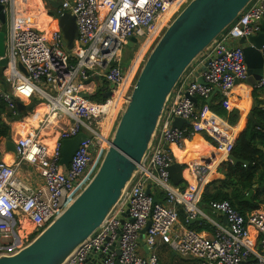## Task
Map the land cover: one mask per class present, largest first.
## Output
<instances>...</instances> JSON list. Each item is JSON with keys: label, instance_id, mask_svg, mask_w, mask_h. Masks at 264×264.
<instances>
[{"label": "built area", "instance_id": "1", "mask_svg": "<svg viewBox=\"0 0 264 264\" xmlns=\"http://www.w3.org/2000/svg\"><path fill=\"white\" fill-rule=\"evenodd\" d=\"M58 1L61 3L56 11L58 17L70 13L75 19L77 37L70 52L63 47L59 30L47 37L24 26L14 16L15 0H0L9 15L4 40L5 64L0 67V99L12 117L20 113L17 103L26 108L39 101L34 103L46 107L38 129L14 137L16 159L11 163L0 159V256L13 255L21 249L12 241L18 236L16 231L22 220H27L37 231L44 230L91 179L109 146L110 133L103 136L104 122L114 102L113 92L128 70L126 57L132 56L155 32L160 19H165L153 44L169 26V18L189 0H182L177 6L178 0ZM263 17L264 0H251L186 69L166 101L153 140L122 198L104 222L61 264H161L156 254L159 244L170 246L180 257L195 264H264L261 213L243 216L228 201H212L209 207L225 217L226 228L218 226L207 237L177 226L178 206L184 207L186 223L196 219L198 210L185 193L177 192L172 186L169 169L173 158L167 148L168 145L181 147L196 133L205 132L218 150L227 156L231 154L236 140L233 128L222 121L202 124L201 112L191 98L207 100L214 91L223 99L232 97L235 84L247 78L242 46L235 43L259 34ZM131 38H136L138 43L128 48ZM123 48L130 49V54L123 53ZM259 52L264 60V44ZM137 70L126 89V101ZM253 88H264V69ZM96 90L103 95L110 91L111 95L103 100L90 99ZM175 119L186 124L173 128ZM41 131L56 134L51 148L40 141ZM79 133L88 138L78 146L66 167L60 163L61 143ZM195 174L203 177L205 167H198ZM151 187L162 191L164 203L156 202L151 193H146ZM147 225L144 233L147 254L142 255L140 235Z\"/></svg>", "mask_w": 264, "mask_h": 264}, {"label": "water", "instance_id": "2", "mask_svg": "<svg viewBox=\"0 0 264 264\" xmlns=\"http://www.w3.org/2000/svg\"><path fill=\"white\" fill-rule=\"evenodd\" d=\"M40 1L49 5L55 12L61 5L58 0ZM250 2L251 0L188 1L148 53L115 125L109 146L91 179L63 213L29 245L13 255L0 256V264H61L104 222L138 171L153 140L166 101L180 77ZM56 22L62 33L63 47L70 52L77 37L74 16L63 13L56 18ZM6 26L5 7L0 4L1 68L5 64L3 56ZM137 43L136 38H131L127 47L132 48ZM238 43L242 46L247 68V78L242 84L252 90L264 69V60L259 52V48L264 44V17L261 32L247 40L241 38ZM198 82L202 83V80L198 79ZM110 95L111 92L108 91L103 96L106 98ZM210 99L209 97L205 100L206 103H209ZM191 100L197 102L195 98ZM17 109L23 112L25 106L17 103ZM183 124L186 122L175 119L172 127L181 128ZM87 138L84 133H79L72 139L63 140L60 163L67 167L78 146ZM3 146L5 151L0 148V159L8 157L9 163L13 162L17 157L14 138L5 141ZM227 159L233 165H248V162L233 155H229ZM181 174L180 161L174 158L169 169L173 185L177 186L182 182ZM253 191L249 190L243 201L249 202ZM146 193L150 194L149 189ZM195 221L196 219L190 220L191 223ZM147 228L148 225L142 229L140 242H144Z\"/></svg>", "mask_w": 264, "mask_h": 264}, {"label": "crops", "instance_id": "3", "mask_svg": "<svg viewBox=\"0 0 264 264\" xmlns=\"http://www.w3.org/2000/svg\"><path fill=\"white\" fill-rule=\"evenodd\" d=\"M40 2L41 8H38L34 7L31 4L30 0H15L14 16L24 26L31 27L42 33L43 35H50L55 30L60 31L57 26L56 18H53L55 10H53L49 5H44L42 1ZM235 44L239 45L238 42ZM95 85L99 86V83H96ZM232 93L233 95L230 99H223L218 91H214L210 96L211 99L209 103L214 100L217 101V103H219L220 101H225L227 103H233L236 105L239 101L241 103V110L243 111L240 116L241 119L239 118V122L240 124H242V126L245 122L246 117L252 116V110L257 107L264 109V88H253L252 90H250L249 88L244 87L242 82H240L234 86ZM197 109L201 112L202 120L206 125H214L217 122H221L209 113L207 106L203 108L201 107V110H199L197 104ZM45 113V106H42L41 103L35 104L33 102L30 106L25 108L19 120L15 122H7L6 118L3 117V121L6 122L7 125H9L11 131L15 134V137L19 135V133L27 135L33 133L34 130L40 127L41 123L43 122V116ZM114 121H116V119ZM12 126H15V130L12 129ZM233 130H236L235 133L237 137L238 130L235 128H233ZM110 131L111 125L108 128V133H110ZM53 134L54 133L52 131H41L40 138L42 139V136L45 135L44 137L46 138L44 140L47 142H51L56 137V134ZM212 143L214 144V142L208 137L207 133L201 132L186 140L181 147H176L174 145H168L167 147L170 151V154L172 155L173 162L174 158L179 160L182 167V182L177 186L173 185L172 182L171 184L174 188H176L177 192L185 193L192 200L194 209L198 210L196 221L193 223H191L190 221L186 223V212L184 210V207L178 206L177 226L193 229L207 237L213 235L218 226L226 228L227 222L226 219H224V216L211 209L208 202L203 199L205 191H208L210 195H213L217 191H219L220 188H222L220 189V191H222V193L228 194L232 189V187L230 188V186H224L222 182L226 171L224 163L230 162L227 159L228 156L218 149L215 150L212 147ZM3 145L4 144L0 145V148L2 149V151H5ZM202 166L205 167L206 174L203 177H198L195 174V170L198 167ZM26 177H28V175ZM32 180H35V177ZM38 185L40 186V184ZM257 187V185H254L252 187V189L254 190L253 195L256 193ZM160 191L161 190L156 187L150 188V193L153 196L154 200L158 203H164L165 195H156L157 193H160ZM253 212L261 213L264 215V206L261 205L259 209ZM22 223L23 221H21V225ZM251 233L254 232L251 231ZM139 253L142 255L147 254L143 241L140 242ZM156 254L161 264H195L192 260L180 257L168 245L159 244L156 249Z\"/></svg>", "mask_w": 264, "mask_h": 264}, {"label": "trees", "instance_id": "4", "mask_svg": "<svg viewBox=\"0 0 264 264\" xmlns=\"http://www.w3.org/2000/svg\"><path fill=\"white\" fill-rule=\"evenodd\" d=\"M57 17L58 15L55 12L53 18ZM89 97L90 99L96 100H103L104 98L101 91H97L96 94H92ZM205 106H207L211 115L224 122L229 127L238 130L231 155L237 159L248 162V165L244 167L241 164L232 165L231 162L224 163L226 171L222 182L224 186L232 187L230 193H222V191H220L222 188L213 195L205 191L203 199H205L208 204L212 201H228L241 215L245 216L259 209L261 205L264 206V187H262L264 183V109L257 107L252 110V116H247L246 119L244 118L245 122L242 126L239 122V118L243 111L241 110V103L239 101L235 105L225 101L217 103V101L214 100L207 104L205 100H202L201 107L203 108ZM22 113L23 112L20 111L17 117H12V115L7 112L5 104L0 99V145L12 139L14 137L13 135H15L11 131L9 125L3 121V117L9 121H17ZM199 133L201 132L196 134ZM212 147L217 150V146L213 143ZM254 185L258 187L251 201H243L248 191L251 190ZM156 195L162 196L163 193L160 191V193ZM30 231L31 228L27 229L22 238L28 235ZM41 231L42 230H38L37 235Z\"/></svg>", "mask_w": 264, "mask_h": 264}, {"label": "bare ground", "instance_id": "5", "mask_svg": "<svg viewBox=\"0 0 264 264\" xmlns=\"http://www.w3.org/2000/svg\"><path fill=\"white\" fill-rule=\"evenodd\" d=\"M30 2L34 7L41 8L40 0H30ZM181 2H182V0H178V3H176V6L179 5ZM170 13H171V11L169 12V14ZM166 17L167 16H165V18ZM164 22H165V19H160V23L157 26V29L155 30V32H153V34H151L143 43H141L137 47L138 50L136 51V54H134L135 57H134L133 61L130 62V65L128 66V70L124 76L122 83L119 85L118 89L113 92V101L114 102L112 103V107L109 109V118L107 120H105V122H104L105 125L107 124V126H109V123L111 122V120L114 117H116L117 113L119 112L121 105L124 103V101H126V99L124 98V95H125L127 86H128V84H129V82H130V80H131V78H132V76L136 70L137 64H138L139 60L141 59L142 55L144 54V52L146 51L149 43L151 42V39L155 36L158 28H160L164 24ZM47 37H48V35H47ZM50 119H53L52 116L50 117ZM63 122H66V121L63 120ZM202 124L205 125L204 121H202ZM107 128L108 127L103 128V136L104 137H107V135H108V131H106ZM44 136L45 135L42 136V139L39 137L40 141L43 142L45 145H47L49 148H51L54 140L51 142H47L44 140L46 138ZM102 146L105 147L104 144ZM5 159L8 162L10 161V158H8V157H6ZM22 221H26L28 223V221L25 219Z\"/></svg>", "mask_w": 264, "mask_h": 264}, {"label": "rangeland", "instance_id": "6", "mask_svg": "<svg viewBox=\"0 0 264 264\" xmlns=\"http://www.w3.org/2000/svg\"><path fill=\"white\" fill-rule=\"evenodd\" d=\"M188 2V1H187ZM185 3L183 6L185 7V5L186 4H188V3ZM182 9V8H181ZM180 9V10H181ZM179 10V11H180ZM173 11V10H172ZM179 11L176 13V15L171 19V18H169V21H170V23H171V21L177 16V14L179 13ZM160 30V28H158V30L157 31H159ZM164 32V31H163ZM162 32V33H163ZM162 33L161 34H159L158 35V37L156 38V41L160 38V36L162 35ZM155 37V36H154ZM154 37L151 39V42L149 43V45H148V47H147V49H146V51L144 52V54L142 55V57H145L146 58V56H147V54L148 53H150V51L153 49V47H154V44L156 43V41L152 44V42H153V39H154ZM141 41H142V39H141ZM151 46V47H150ZM150 47V48H149ZM138 49L136 48V50L134 51V53L132 54V56L131 55H129V56H131L130 57V59H129V56L128 57H126V58H128L127 59V61H128V66L130 65V62H132L133 61V59H134V54H136V51H137ZM130 52H131V50L130 49H128V48H123V53H127V54H130ZM142 57H141V59H142ZM144 58V59H145ZM141 59L139 60V62H138V64H137V67L136 68H138V70H139V68H140V66L142 65V63H143V61H144V59L141 61ZM141 62V63H140ZM140 64V65H139ZM138 65H139V67H138ZM137 70V71H138ZM138 73V72H137ZM130 83V82H129ZM128 86H129V84H128ZM128 86H127V88H128ZM130 88V87H129ZM95 89H98V86H96L95 87ZM97 91V90H96ZM95 91V92H96ZM94 93V92H93ZM126 93V92H125ZM34 102H39V101H34ZM125 104L126 103H123L122 105H121V107H120V109H119V112H118V116L117 117H114L112 120H111V122L109 123V126L111 125V131H110V134H109V136L111 137L112 136V134H113V131H114V129H115V125H116V123H117V121L119 120L118 118H119V116L121 115V113H122V111H123V109H124V106H125ZM197 104H198V108H199V110H201V99H197ZM196 104V105H197ZM116 119V121H114ZM13 122V121H12ZM109 126H107V124L105 125V127H108L109 128ZM108 128H107V130L106 131H108ZM12 129L13 130H15V126H12ZM15 132V131H14ZM107 133V132H106ZM21 135H23V136H25L26 134H21V133H19V136H21ZM53 135H55V134H53ZM14 137H15V135H14ZM39 137H41V135H39ZM25 224V225H24ZM31 228V231H30V233L28 234V235H26L24 238H22V236H23V234L25 233V231L27 230V229H30ZM37 228H35V227H33L32 225H30L29 223H27L26 221H23V223H22V225H21V227H20V229L19 230H17L16 231V234L18 235V236H16V237H14V240L12 241L13 243L12 244H14V246L15 247H17V248H24V247H26L27 245H29L34 239H35V237H36V235H37V230H36ZM10 244V243H9ZM8 244V245H9Z\"/></svg>", "mask_w": 264, "mask_h": 264}]
</instances>
